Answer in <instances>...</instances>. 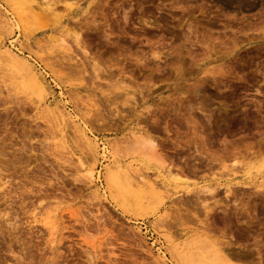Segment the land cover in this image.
Returning <instances> with one entry per match:
<instances>
[{
  "label": "rangeland",
  "instance_id": "obj_1",
  "mask_svg": "<svg viewBox=\"0 0 264 264\" xmlns=\"http://www.w3.org/2000/svg\"><path fill=\"white\" fill-rule=\"evenodd\" d=\"M250 1L33 0L35 24L0 0L23 27L4 44L32 56L100 148L118 145L122 163L188 183L132 195L139 215L97 195L111 163L95 165L97 185L81 178L66 152L87 147L55 145L16 66L0 73V264H180L174 251L191 264H264V0ZM138 135L154 145L134 146Z\"/></svg>",
  "mask_w": 264,
  "mask_h": 264
},
{
  "label": "bare ground",
  "instance_id": "obj_2",
  "mask_svg": "<svg viewBox=\"0 0 264 264\" xmlns=\"http://www.w3.org/2000/svg\"><path fill=\"white\" fill-rule=\"evenodd\" d=\"M13 1H14V4L16 5V8L20 10L21 15L23 14L21 12H24V11L28 12L26 15H28L29 17H31V15H29V13H31L32 15H34L33 13L39 14V13L35 12L34 9L32 10L33 6L31 5V2L33 0H13ZM214 1L218 5H220L222 8H229V7L234 6V8H237L239 10L251 9V8H255L257 6L256 2L250 1V0H214ZM182 2H183V0H182ZM42 5H44V3H42ZM70 5H71V3H70ZM35 6H38V8L40 10H45V9L52 10L53 9L48 4H46V6L44 8L39 4H36ZM35 10H36V8H35ZM32 11H33V13H32ZM26 12H24V13H26ZM20 14H18V15H20ZM55 15H56V13L54 14V16ZM57 16L58 15H56L55 17L57 18ZM15 17H16V15H15ZM36 17L35 16L31 17L32 19L35 18L34 20H36V21L33 22L35 24L38 23L37 21H39L36 19ZM20 26L21 25L19 24V20L15 21L12 19V13L10 16L7 9L5 11L0 10V73H5V72L11 70L10 71L11 73L16 74L18 72L17 67L18 66L21 67L22 74L24 75L23 81H24L25 85L28 88H30L32 91H37L36 96H34L32 94L34 97H37V98L36 99H33V97L31 98L35 102V107L37 109L42 107V109L40 111L44 113V118H46L47 122H51L53 124V127L55 128V132H54L55 135L54 136L57 137V143L55 144L56 146H60L61 148H68V147L75 145V147H77L78 142H81L83 145H85V147H87V150L89 151L87 153V154H89V156H87V157H86L87 154L86 155L84 154L85 150L82 151L81 149H76L78 154L73 153L72 148L71 149L69 148V150L66 152L67 154L75 155L76 162L78 164L77 165L78 166L77 172L80 173L81 178H83L85 181H87L88 183L95 186L99 182L100 175H101L100 174L101 171L96 172L97 170H95V165L97 164V162L100 161L99 159L103 158L104 160L111 163L108 167L104 168L105 175L103 176V180L105 183V187L102 190L100 188H97V187L94 189V191L97 195H102V197H103L107 193L114 194V195L116 194V197L119 198L118 203L122 204V207L125 208V206H126L132 213L139 215L140 210L137 207L138 200L132 201V200L128 199L132 195H135V196L141 195L142 196L144 194V191H147V192H150L151 195L153 194L155 196H159V194L161 192L166 193L169 189H171L169 191H171V192L173 191V193H170V194H176V193L180 192V187H182V189L187 187L188 183L186 185L185 184L186 181H180L181 179H179L176 176H174V177L168 176V175H170L167 173L169 171L167 170V171L162 172V169H160V167H159L160 170H156V172H154L155 176H153L151 178L150 176H147L145 174V171H143V173H142L140 171V168L136 167L134 165V163H126V164L122 163L123 158H124V156H123L124 153L122 154V152H121L122 150L118 149L119 148L118 145H117V150H114V151H113V148L111 151V150L107 149L108 147L107 148L102 147V145H101L102 148H100L97 140L95 139L96 137L95 136H94L95 138L92 137V135L89 133L90 131L88 132L85 129L83 123L80 121V119L77 117V115L76 114L73 115L69 110H67V107L65 106L64 103H61L60 100L55 99L54 94L52 92V86L53 85L51 86L50 82H48L45 79V76H43L40 72L37 71V69L35 67L36 65H34L32 62L33 59L31 60L32 56L28 52H27L28 55L25 54L23 52L24 49L23 50L21 49L22 47L21 48L14 47V44L12 43L13 41L10 42L9 45H7V46L4 44V39L9 34L12 33L13 27H15L17 29H22L23 27L21 28ZM29 26H30V24H29ZM33 28L31 27V29H33ZM19 32H21V30H19ZM9 37H10V35H9ZM11 40H14V39H11ZM19 40H18V38H15V41L18 42V45L22 44V42H23V40L20 42H19ZM23 43L25 44V42H23ZM26 44H27V46H25V47H27V50L28 49L30 50V48H28V46H30V45L28 43H26ZM34 47H31L34 50L36 49V51H34L35 54H33V55H36V52H43V50L40 46H34ZM23 48H24V46H23ZM32 52H33V50H32ZM7 73L9 74V72H7ZM5 75H4V77H5ZM10 76L12 77V74ZM8 78L9 77L6 76V79H8ZM18 82H20V81H18ZM3 83L5 85V82H3ZM17 84L18 83H16V86H17ZM14 85H15V83H14ZM31 90H29V91H31ZM42 94H44L45 96L49 94L50 96L46 98L45 96L44 97L41 96ZM59 95H61V93ZM60 97H62V96H60ZM68 108H70V107H68ZM138 136H139V138L137 136L133 137V138H135V139H133L135 141H132L134 146H137L136 144H139L140 147H142L143 149L146 145H149L150 147H152L153 141H152L151 137L142 136V135H138ZM135 142H136V144H135ZM111 147H114V145H112ZM153 148H149V149L153 150ZM118 150H119V152H118ZM150 154H155V153L150 152ZM263 163H264V160H263ZM247 172L249 173V171H247ZM166 173H167V176H166ZM248 173H246V174H248ZM250 173H252V172H250ZM261 178L264 179V177H261ZM176 181L178 183L179 182H181V183L185 182L184 183L185 185L183 183L177 184ZM228 186L229 185H227V187ZM204 188H206V187L204 186ZM112 192H114V193H112ZM161 195H163V194L161 193ZM134 197H132V198H134ZM147 197H148V195H147ZM139 201H140V199H139ZM123 205H125V206H123ZM150 206H152V205H150ZM38 213H40V212H38ZM38 213L35 210L33 213V217L35 218L36 214H38ZM44 213H45L44 217H40V215L38 214L39 217L43 220V226L51 225L52 223H50V221H51L50 218L52 219V216L49 214V212H47L45 210H44ZM42 215H43V213H42ZM140 215H142V214H140ZM35 219H37V218H35ZM53 227L54 226H51V228H48L50 231L48 229L47 230L51 233L52 229H54ZM211 247H212V245H211ZM158 249H160V248H158ZM214 250H216V249H214ZM156 252H157V250H156ZM159 252L157 253V255L159 256V259L164 261L165 255H163V252L162 253H159ZM174 255L180 264H191L193 261L191 258L192 256L188 257L187 255H185L183 253H178V251H174ZM199 257L202 258L201 256H199ZM195 258L198 259V257H195ZM199 259H198V261H200ZM197 264H199V262Z\"/></svg>",
  "mask_w": 264,
  "mask_h": 264
}]
</instances>
